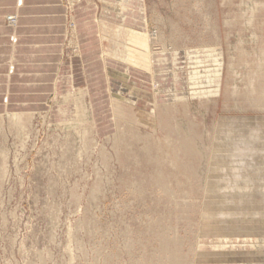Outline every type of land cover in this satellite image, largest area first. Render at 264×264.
<instances>
[{
  "label": "rangeland",
  "instance_id": "obj_1",
  "mask_svg": "<svg viewBox=\"0 0 264 264\" xmlns=\"http://www.w3.org/2000/svg\"><path fill=\"white\" fill-rule=\"evenodd\" d=\"M62 2L70 82L0 114V264H264V0ZM141 6L151 76L110 54Z\"/></svg>",
  "mask_w": 264,
  "mask_h": 264
},
{
  "label": "crops",
  "instance_id": "obj_2",
  "mask_svg": "<svg viewBox=\"0 0 264 264\" xmlns=\"http://www.w3.org/2000/svg\"><path fill=\"white\" fill-rule=\"evenodd\" d=\"M10 15L15 27L6 25ZM64 16L62 0H0V114L48 111L56 85L59 95L70 82L62 76Z\"/></svg>",
  "mask_w": 264,
  "mask_h": 264
},
{
  "label": "bare ground",
  "instance_id": "obj_3",
  "mask_svg": "<svg viewBox=\"0 0 264 264\" xmlns=\"http://www.w3.org/2000/svg\"><path fill=\"white\" fill-rule=\"evenodd\" d=\"M69 1H70V5L71 6H73L75 4V0H69ZM124 1L129 3L131 0H124ZM139 4H140V2H139ZM141 8H142L141 9V14L137 16L136 22L139 24L138 26L144 31V33L143 34H141V33L139 34L140 37H138L137 42L134 39L135 44L137 46L136 50L128 49L127 46L124 43H122L121 45L116 44L117 45L116 46V49H114V51L113 50L110 51V54L112 56H114V57L120 56V59L122 60L123 64H125L124 67L128 66V64H133L134 67H136V68L138 67L137 69H141V70H143V72L146 71L147 74L149 73L150 76H151V74H152L151 72L152 71L154 72V70L157 69L158 64L160 65L163 62L165 63V59L167 58V53L164 52V53L159 54L158 56H154L151 53V45H150L151 40H156V39L159 40V38L157 37L156 34L154 36L152 35V37H151V35H149L147 33V30H146V27H145V19L143 17V7L141 6ZM14 18L15 19L13 21V24L10 27H15L16 26L17 17H14ZM126 32L124 30H119L118 31V34L120 35V37L125 38V33ZM138 45H139V47H138ZM108 70L110 72L109 73L110 75H114L113 69H111L109 67ZM158 70H162V69L161 68H158ZM153 82H154V79H153ZM112 83H113V81L111 82V84ZM139 85L144 89V91H142V92L145 93L146 95H143V98L146 101L147 108L151 112V110L153 108H155V104H156V100L152 96V94H153L152 91L148 89V88L151 89V87L148 86V84H143V83L142 84L139 83ZM111 90L113 91L112 92V95L114 97V106H113L114 112H115V115H118V117H119L120 115L123 114L122 113L123 110H122V106L119 104L118 101H119V98L121 99L123 96H122V93L119 91V89L112 87V85H111ZM150 91H151L152 94L150 93ZM67 98H69V96H67ZM64 99H66V97ZM77 99H78V97H75V100L73 99V101L75 102ZM28 116H31V114L30 115H25V114H23L21 112L20 113H14V114L11 113V114L8 115V117L10 119H14L15 121H18V122L21 121L22 119H24L25 117L27 118ZM29 119H31V118H29ZM242 142H243L242 140L234 141L235 145L236 144H239V145L234 146V147H236L237 149L239 147H242L241 146V143ZM230 148H229V150H230ZM230 151H232V150H230ZM234 154L236 156L237 153H233L232 152L231 155H230V157L233 156ZM224 156H228V155L225 154ZM233 159H235V157ZM256 190H257V187H253V193L252 194H253L255 200L258 199V195H257L258 192H256ZM246 215L248 216V218H250L251 216H253V214L251 213L250 210H249V214H246ZM259 220H260V226L258 228H263L264 229V218H260ZM249 224L252 225L253 223H249ZM233 241L235 242V240H233ZM226 245H229V247L226 248L225 250H223V253L222 254L221 253H218V255H216L213 259H211L209 261V264H223L222 261L224 260V257L232 256V259H235V257H237L236 254H238L240 252L237 249H235V248L234 249L231 248L232 244H226ZM221 246H222L221 248H223V249L225 248V246H223V245H221ZM255 257L257 258L256 255H255ZM232 264H235V262L232 261Z\"/></svg>",
  "mask_w": 264,
  "mask_h": 264
}]
</instances>
